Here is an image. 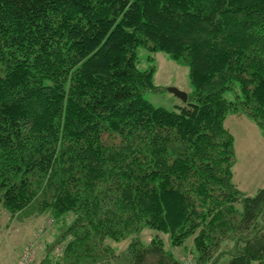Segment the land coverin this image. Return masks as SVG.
Segmentation results:
<instances>
[{
    "label": "trees",
    "instance_id": "16d2710c",
    "mask_svg": "<svg viewBox=\"0 0 264 264\" xmlns=\"http://www.w3.org/2000/svg\"><path fill=\"white\" fill-rule=\"evenodd\" d=\"M139 49L188 67L184 105L148 102ZM229 115L264 138V0H0V210L54 222L40 264H184L145 228L195 264H264Z\"/></svg>",
    "mask_w": 264,
    "mask_h": 264
},
{
    "label": "rangeland",
    "instance_id": "374dc122",
    "mask_svg": "<svg viewBox=\"0 0 264 264\" xmlns=\"http://www.w3.org/2000/svg\"><path fill=\"white\" fill-rule=\"evenodd\" d=\"M154 69V92H147L145 98L155 108L168 111L185 103L168 92L175 88L187 96H191L192 87L188 79V67L180 61L170 59L163 52L150 53L138 50L137 68L141 71ZM233 93H226L225 98L231 100ZM225 127L234 139L233 149L235 165L233 167V182L236 187L247 195H254L258 189L264 188V138L259 129L246 117L229 115L225 120ZM57 229L47 215L11 216L0 210V264H17L18 258L27 246H33L36 264L45 257V252L51 250L56 240ZM142 243L148 245L153 238H160L164 248L184 264H195L196 255L192 252V243L185 241L178 247H173L167 234L150 229H143L139 233ZM129 239L114 244L115 249H123ZM107 243H110L109 241ZM59 247V246H58ZM61 247V246H60ZM57 249V248H56ZM49 256L58 260L61 251ZM251 264H257L252 262Z\"/></svg>",
    "mask_w": 264,
    "mask_h": 264
},
{
    "label": "built area",
    "instance_id": "2783aa9c",
    "mask_svg": "<svg viewBox=\"0 0 264 264\" xmlns=\"http://www.w3.org/2000/svg\"><path fill=\"white\" fill-rule=\"evenodd\" d=\"M63 247H57L56 251H62ZM33 246H27L22 252L18 264H30L33 260Z\"/></svg>",
    "mask_w": 264,
    "mask_h": 264
},
{
    "label": "water",
    "instance_id": "95a60500",
    "mask_svg": "<svg viewBox=\"0 0 264 264\" xmlns=\"http://www.w3.org/2000/svg\"><path fill=\"white\" fill-rule=\"evenodd\" d=\"M168 92L174 95L176 98H178L181 102L186 103L188 96L187 94L175 89V88H169Z\"/></svg>",
    "mask_w": 264,
    "mask_h": 264
}]
</instances>
